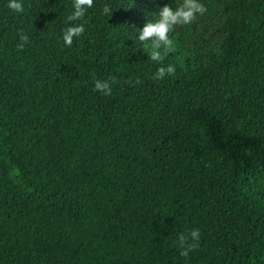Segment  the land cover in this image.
<instances>
[{
    "label": "trees",
    "instance_id": "16d2710c",
    "mask_svg": "<svg viewBox=\"0 0 264 264\" xmlns=\"http://www.w3.org/2000/svg\"><path fill=\"white\" fill-rule=\"evenodd\" d=\"M200 2L154 80L176 0H94L71 47L73 0H0V264H264V0Z\"/></svg>",
    "mask_w": 264,
    "mask_h": 264
},
{
    "label": "clouds",
    "instance_id": "9594fccd",
    "mask_svg": "<svg viewBox=\"0 0 264 264\" xmlns=\"http://www.w3.org/2000/svg\"><path fill=\"white\" fill-rule=\"evenodd\" d=\"M93 5L94 0H73V11L66 18L68 26L64 28L61 37L65 46L71 47L74 38L84 34V23L77 22L85 17L87 10L92 8ZM7 7L16 13H23L24 11L22 0H8ZM112 12L110 5L105 4L102 7V14L111 16ZM206 12L207 8L200 0H176L174 9L165 4L159 8L158 13L153 14V19L148 20L142 29L137 30L138 36L136 39L147 46L149 59L159 65L152 77L154 80H163L166 76L177 72L174 64L164 63L169 51L173 49V40L170 39L169 34L177 26L192 24L198 15L203 16ZM19 39L23 43L18 47L22 49L24 43L28 42L29 37L21 33ZM116 82L115 77L97 79L94 82L93 90L105 96H110L112 94V85ZM127 83L130 86L133 84L131 80L127 81ZM134 83L139 84L141 81L137 79ZM199 240V229L179 233L177 242L180 248V255L187 257L198 246Z\"/></svg>",
    "mask_w": 264,
    "mask_h": 264
}]
</instances>
